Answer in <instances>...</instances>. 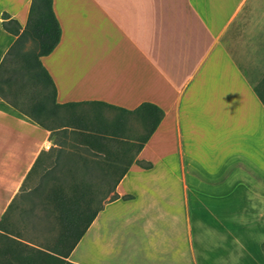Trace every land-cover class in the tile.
Listing matches in <instances>:
<instances>
[{
  "label": "crops",
  "instance_id": "0c3cea01",
  "mask_svg": "<svg viewBox=\"0 0 264 264\" xmlns=\"http://www.w3.org/2000/svg\"><path fill=\"white\" fill-rule=\"evenodd\" d=\"M30 1L0 0V62L16 39L4 29L2 14L21 31ZM52 7L61 37L40 60L56 102L129 116L113 134L97 120L93 129L85 126L86 133L115 136L108 143L119 158L114 164L127 170L114 200L137 190L143 169L160 168L165 191L178 185L184 211H264V0H52ZM143 103L161 111L153 130L150 122L141 131L135 125ZM71 129H46L0 103V232H11V218L26 211L25 182L48 156L55 176L46 175V166L41 177L69 183L61 174L68 151L61 141ZM92 157L77 162L71 178L104 183L105 161ZM102 209L66 260L85 264L73 255L92 239ZM231 216L224 222L216 214L214 221L229 226Z\"/></svg>",
  "mask_w": 264,
  "mask_h": 264
},
{
  "label": "rangeland",
  "instance_id": "374dc122",
  "mask_svg": "<svg viewBox=\"0 0 264 264\" xmlns=\"http://www.w3.org/2000/svg\"><path fill=\"white\" fill-rule=\"evenodd\" d=\"M34 89L31 84L13 87L12 104L16 102L17 105L12 107L2 100L0 103L7 110L21 114L19 109H27L35 102ZM69 110L60 109L58 116L66 118L69 127L75 126L79 131L85 130V126L93 129L97 120L101 127L108 129L107 134H113V131L122 130L130 121L128 115L109 107L98 110L96 107L80 105ZM55 119L50 116L46 122L56 127L58 122ZM134 121L139 131L144 129L142 119L135 118ZM59 129L61 128L56 127L53 131ZM72 132V129L69 134L64 132L65 139L62 141L59 138V142L68 147L67 152L80 143V134ZM51 160L48 156L45 173L55 176L50 169L53 165ZM61 166L66 169L61 174L69 180L68 184L63 183L66 189L71 181L81 183L79 179V182L75 181L78 173L68 172L66 164ZM44 168L35 171L30 175L29 181L25 182L24 209L32 210L36 215H40L42 211H55L48 195L57 183L47 182L46 177H41L44 175ZM143 171L145 174L139 177V184L134 186L137 190L131 187L128 190L131 192H125L122 199L104 204L103 212L94 226L95 231L90 233L92 239L88 238L84 244L81 242L73 258L85 264H264V253L259 244L264 240V215L261 218L263 220H259V215L264 214V211H184L179 208L177 184H173L171 193H168L161 181L160 168ZM73 176L75 177L71 178ZM26 211H17V215L11 218L12 232L24 242L50 245L49 242L57 234V221L51 217L48 223L42 224L33 217L29 218L31 214ZM214 214H218L219 219L224 222L228 216L233 215L235 222L222 227L215 223ZM108 215H111L112 220L107 218ZM189 223L193 224L191 230ZM232 234L239 241L235 242ZM3 243V237H0V249L5 247Z\"/></svg>",
  "mask_w": 264,
  "mask_h": 264
},
{
  "label": "trees",
  "instance_id": "16d2710c",
  "mask_svg": "<svg viewBox=\"0 0 264 264\" xmlns=\"http://www.w3.org/2000/svg\"><path fill=\"white\" fill-rule=\"evenodd\" d=\"M2 19L4 29L16 35V39L0 62V100L15 107L14 105L17 104L16 102L12 104L14 97L11 89L31 84V87L35 88L33 91L35 102L31 103L27 109H19L20 113L49 130L70 126L66 118L58 116V111L73 110L78 103L56 102L55 86L40 60L56 47L61 37V28L53 11L52 0H31L27 21L21 31L18 22L11 19L7 13L2 14ZM138 110H142L143 124L150 122V130H153L160 120L161 111L149 103L139 105ZM50 116L56 118L55 121L58 122L56 127L47 124L46 120H49ZM71 127L73 134H80V143L75 145L72 151L63 153L67 158L65 164L68 166V172L76 174L79 170L77 160L84 162L95 156V161L97 159L105 161V168L102 167L99 171L105 176L104 183L99 185L71 183L68 189L61 182L54 185L48 200L55 207V211H42L40 215L32 213V210L26 211L31 214L29 218L33 217L35 221L37 220L36 222L42 224L48 223L51 217L57 221V234L49 242L50 245H31L30 241L20 240L21 238L15 235L14 231L0 232L5 245L3 249H0V264H76L66 258L104 204L116 198L117 195L113 191L117 180L123 176L127 167L119 169L114 164V161L119 158L108 143L114 140L115 136L86 133L84 129L79 131V128ZM94 147L102 153L92 152L90 149ZM83 171L88 172V169L85 167ZM109 177H113L116 181L111 183ZM102 190H104L105 198H95L96 191ZM108 196L109 198H106ZM261 249L264 253V243Z\"/></svg>",
  "mask_w": 264,
  "mask_h": 264
}]
</instances>
